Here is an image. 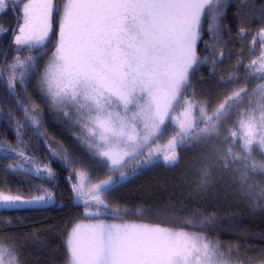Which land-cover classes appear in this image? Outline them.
I'll return each mask as SVG.
<instances>
[{"label":"snow or ice","instance_id":"6c2138e0","mask_svg":"<svg viewBox=\"0 0 264 264\" xmlns=\"http://www.w3.org/2000/svg\"><path fill=\"white\" fill-rule=\"evenodd\" d=\"M18 3L0 0V14L11 10L21 21L13 29L12 59L0 63V82L23 120L9 109L7 116L15 122V146L0 142V154L19 158L16 165H8L13 171L18 167L25 175L34 173V178L46 174L49 181L55 177L48 164L40 167L36 157L20 147L27 127L34 132L41 127L43 111L17 91L19 85L27 93L35 75V87L49 111L79 129L73 136L88 156L87 167L72 168L85 162L73 159L67 150L48 149L50 160L58 158L70 169L66 179L74 206L82 205L83 216L95 220L77 222L68 231L64 264H264V256L259 260L243 257L238 249L234 255L232 246L226 248L218 238L198 231L211 227L214 214L205 216L197 209L180 219L175 214L183 209L173 206L133 211L106 200L147 168L160 163L174 167L178 150L198 149L196 194L207 195L217 180L226 181L225 188L260 206L264 180L256 176H264V160L257 161L254 154L264 157V24L248 48L255 52L258 42L259 55L244 64L241 44L229 74L217 81L225 89L234 87L218 95L209 111L210 101L196 98L192 75L201 66L211 65L214 76L217 65L223 63L222 44L232 36L222 19L231 0H25L16 12ZM253 6L254 0H239L233 15L242 25L257 19L244 11ZM57 16L58 30L53 26ZM259 19L264 20V8ZM7 31L0 25V33ZM247 34L246 27L238 28L237 38ZM201 42L203 56L198 52ZM241 66L244 83L235 87L241 81ZM253 80L260 82L249 90ZM4 118L0 110V119ZM169 132L166 141L158 143ZM93 167L106 170V178L92 183ZM33 187L41 194L0 190V212L55 204L52 191L43 185ZM130 212L163 216L179 226L108 222ZM11 223L0 218V224ZM0 264H25L15 241L4 233H0Z\"/></svg>","mask_w":264,"mask_h":264},{"label":"trees","instance_id":"16d2710c","mask_svg":"<svg viewBox=\"0 0 264 264\" xmlns=\"http://www.w3.org/2000/svg\"><path fill=\"white\" fill-rule=\"evenodd\" d=\"M25 0H19L16 5V12L22 7ZM239 0H231L226 13L222 19V24L231 29L232 39L227 44H222L225 58L223 63L217 65L216 74L210 75L211 65H203L192 75L191 87L195 89L196 98L200 101H210L209 109L215 107L218 102V95H226L234 86L229 85L227 89L217 83L221 76H227L229 69L235 64L238 53L241 50V44L244 47V64L250 62L259 55L261 45L255 44V52H249L248 48L252 42V36L258 28L264 24V20L259 19V11L264 8V0H254L252 8H246L244 11L253 13L257 19L251 24H241L236 16ZM58 16L53 21V26L58 30ZM17 15L9 10L0 14V25L8 29L6 33H0V63L10 62L13 52L12 40L15 35L13 29L20 23ZM246 27L248 34L243 39L237 38L239 27ZM228 32H224V39L228 40ZM204 39H208L205 33ZM55 36L53 35V44ZM49 46V53L51 52ZM219 51V50H218ZM198 52L205 55L204 44L198 45ZM7 53V56L4 55ZM23 52L22 55H26ZM41 59L40 63L43 64ZM238 75L241 81L235 87L242 86L244 69L240 67ZM7 77H5V80ZM37 77L33 75L27 84V93H24L19 85L17 91L25 101H31L43 111L41 127L35 132L31 127H27L23 133L24 145L20 147L28 156L36 157V163L43 167L48 164L55 177L49 181L48 178H34L35 174L25 175L24 171L16 168L15 171L8 168L9 164L16 165L18 157L10 156L4 158L0 154V190L10 194H20L24 196L41 194L36 192L34 185H43L54 193L55 204L46 208H22L19 210H9L0 212V218L7 221L11 219L10 226L0 224V233H4L15 241L19 251L20 258L25 264H64V241L67 233L74 223L84 219L83 206H74L73 193L68 176L69 168H65L61 161L49 159V146L54 150H67L73 159L83 160L84 165L75 164L72 168L87 167L88 156L86 151L77 143L68 129L63 125L62 120L55 119L52 112L49 111L41 95L36 89ZM260 81L253 80L249 84L251 90ZM12 109L15 115L23 120L22 113L16 108L12 97L8 95L6 87L0 82V110L4 113V119H0V142L12 143L15 146V122H10L7 114ZM43 133V135H37ZM47 141V143H45ZM96 168H91V174ZM195 171L189 168L187 163L179 162L174 167H166L162 163L147 168L140 174L133 176L121 187L106 197L110 203H119L121 206L132 209L139 207L163 208L173 206L177 209H183L175 215L183 219L192 211L199 210L203 215L214 214V223L210 228L198 229V231L207 232L225 245L238 249L243 257H254L259 260L264 256V201L260 206H254L249 200L243 198L238 192L224 186L219 188L218 184L209 189L207 195H198L195 193ZM99 176L102 172L97 173ZM98 176V177H99ZM262 180H264V177ZM74 179V176H73ZM122 219L136 220L162 224L170 227L179 226L170 222L163 216L156 215H134L131 212L123 216ZM192 230V229H189Z\"/></svg>","mask_w":264,"mask_h":264},{"label":"rangeland","instance_id":"374dc122","mask_svg":"<svg viewBox=\"0 0 264 264\" xmlns=\"http://www.w3.org/2000/svg\"><path fill=\"white\" fill-rule=\"evenodd\" d=\"M59 20V18H58ZM209 111H211V109H209ZM52 114L54 115V118L55 119H60L62 120L63 122V125L65 126L66 129H68V131L70 132V134L73 136L74 133H79V129L78 128H74V127H71L69 122H67L66 120H64L62 117H59L57 116L55 113L52 112ZM171 133L169 132L168 134H166V136L164 137L163 140L159 141L158 143L160 144H163L166 139H167V136L170 135ZM73 139L77 142L78 140H76L73 136ZM69 152V151H68ZM178 155H179V159L181 160L182 163H187V165L189 166L190 169H192V172L193 170L198 167L199 165L196 164V158L200 155V150L198 149H188L186 151H181V150H178ZM254 158L257 160V161H260V160H264V157L260 156V155H256L254 154ZM125 171H127V169H124ZM195 171V170H194ZM95 172L99 173V172H102V174L99 176V174L97 173H94V174H91V182L92 183H96L98 180L100 179H104L106 178V176L108 175V172L104 169H97L95 170ZM118 175V173H116ZM215 175V174H214ZM99 176V177H98ZM195 180L197 178V173H193V175ZM264 177V176H263ZM256 179L257 180H262V177L257 175L256 176ZM73 182H75V177L73 179ZM226 181H219L217 180L216 184H215V187L216 185L218 184V187L221 188L225 185ZM212 189V188H211ZM100 219H104V217H100ZM83 223L85 224H88V223H95V220L94 219H87V218H84L82 220ZM78 221V222H80ZM136 222V223H147V224H156V223H150V222H142V221H136V220H128V219H121V220H109L108 222L110 223H124V222ZM77 223V222H76ZM74 223V224H76ZM73 224V226H74ZM72 226V227H73ZM166 226V225H164ZM71 227V228H72ZM170 227V226H169ZM70 228V229H71ZM67 238V236H66ZM66 240V239H65ZM234 255H236L237 253L236 252H233ZM238 254L241 256V254L238 252Z\"/></svg>","mask_w":264,"mask_h":264}]
</instances>
